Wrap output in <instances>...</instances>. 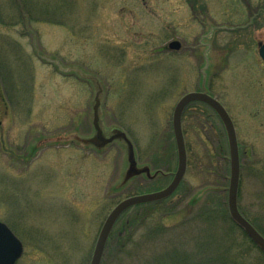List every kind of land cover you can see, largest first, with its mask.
Listing matches in <instances>:
<instances>
[{"label":"rangeland","instance_id":"1","mask_svg":"<svg viewBox=\"0 0 264 264\" xmlns=\"http://www.w3.org/2000/svg\"><path fill=\"white\" fill-rule=\"evenodd\" d=\"M36 4L30 21L0 0V222L23 243L17 264H90L114 207L171 183L174 110L210 82L237 133L239 206L264 225V0ZM195 107L182 119L190 167L164 206L174 214H153L169 228L216 202L210 192L228 201L227 136ZM122 131L132 150L104 143Z\"/></svg>","mask_w":264,"mask_h":264},{"label":"trees","instance_id":"2","mask_svg":"<svg viewBox=\"0 0 264 264\" xmlns=\"http://www.w3.org/2000/svg\"><path fill=\"white\" fill-rule=\"evenodd\" d=\"M8 1L17 12L14 17L35 21L36 0ZM195 106L192 108L197 109ZM210 193H214L216 202L206 203L195 215L173 228L155 222L153 214L163 210L166 216H172L173 210L164 206L176 194L166 201L128 210L117 222L108 242L116 240L117 245L106 256L112 264H264V253L232 222L225 197L219 192ZM240 198L239 190L238 205ZM239 210L264 238V225L251 219L240 206Z\"/></svg>","mask_w":264,"mask_h":264},{"label":"water","instance_id":"3","mask_svg":"<svg viewBox=\"0 0 264 264\" xmlns=\"http://www.w3.org/2000/svg\"><path fill=\"white\" fill-rule=\"evenodd\" d=\"M259 54L263 61L264 66V44L259 45ZM181 48L180 43L174 42L170 45L172 51H179ZM195 103H201L211 108L222 121L226 130L229 149L231 155V178L228 196V210L232 222L240 228L245 235L264 253V238L258 231L240 214L238 210V191L240 183V159L238 151L237 136L232 120L225 111V109L210 97L206 92L204 93H190L185 95L177 104L173 114V132L176 141L177 154H178V167L171 184L160 192L147 194L142 196L130 197L120 202L109 214L103 227L100 231L96 247L91 259L90 264H102L104 253L110 235L113 231L118 220L128 210L146 204H154L162 202L170 198L178 189L180 184L185 178L187 171V151L185 146L184 135L182 131V117L186 109ZM116 139H123L127 142L132 150V144L128 141L125 134L116 132L105 144H109ZM131 165V173L134 172L136 167V160L134 152L131 153L129 159ZM147 172V171H146ZM156 176V175H155ZM24 248L20 240L12 233V231L0 222V264H16L22 257Z\"/></svg>","mask_w":264,"mask_h":264},{"label":"flooded vegetation","instance_id":"4","mask_svg":"<svg viewBox=\"0 0 264 264\" xmlns=\"http://www.w3.org/2000/svg\"><path fill=\"white\" fill-rule=\"evenodd\" d=\"M224 16V15H223ZM246 23V20L245 19H242V23L239 25L240 27H237L238 29H240V30H246L247 28L245 27L247 24H248V21H247V23H246V25L245 26H242L243 24H245ZM234 30V28H232V30H223V32H230V31H233ZM261 43H259L258 45H260ZM264 44V43H263ZM259 56H260V54H259ZM231 58V57H230ZM230 58H228V60L230 59ZM219 69V68H218ZM219 74H214V76L213 77H217ZM212 77V78H213ZM211 83L212 82H210V89H209V94H210V96L211 97H213L215 100H217L220 104H221V102H220V99H219V97H216V96H214L211 92H212V85H211ZM211 91V92H210ZM222 105V104H221ZM223 106V105H222ZM224 107V106H223ZM225 108V107H224ZM226 110V109H225Z\"/></svg>","mask_w":264,"mask_h":264}]
</instances>
